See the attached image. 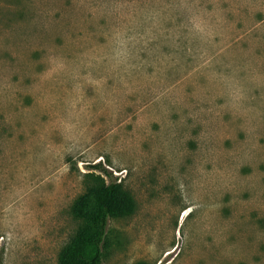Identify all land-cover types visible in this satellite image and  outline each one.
<instances>
[{
  "label": "rangeland",
  "instance_id": "rangeland-1",
  "mask_svg": "<svg viewBox=\"0 0 264 264\" xmlns=\"http://www.w3.org/2000/svg\"><path fill=\"white\" fill-rule=\"evenodd\" d=\"M90 172L135 200L104 264H264V0H0L3 264H58Z\"/></svg>",
  "mask_w": 264,
  "mask_h": 264
},
{
  "label": "trees",
  "instance_id": "trees-1",
  "mask_svg": "<svg viewBox=\"0 0 264 264\" xmlns=\"http://www.w3.org/2000/svg\"><path fill=\"white\" fill-rule=\"evenodd\" d=\"M96 168L109 174L101 165ZM134 208V197L121 184L108 182L101 174L88 173L86 191L72 204V213L82 225L60 252L58 264H104L110 219ZM0 264H3L1 258Z\"/></svg>",
  "mask_w": 264,
  "mask_h": 264
}]
</instances>
